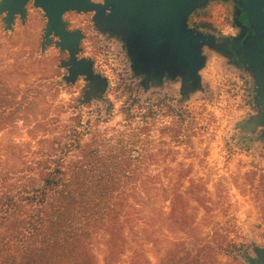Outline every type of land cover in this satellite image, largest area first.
Returning <instances> with one entry per match:
<instances>
[{"label":"rangeland","instance_id":"rangeland-1","mask_svg":"<svg viewBox=\"0 0 264 264\" xmlns=\"http://www.w3.org/2000/svg\"><path fill=\"white\" fill-rule=\"evenodd\" d=\"M70 12L64 21L85 35L79 56L92 62L93 73L106 80L103 88L94 94L86 76L75 82L66 78L70 68L62 67L66 51L56 46L59 39L54 35L52 44L43 48L48 20L33 1L27 5L26 19L18 16L11 30H6L5 15H0V71L5 80L21 88L37 87L54 109L63 107L60 116L68 124L80 116L83 123L101 118L98 128L110 135L139 136L132 143L148 153L149 174L162 183L159 196L149 195L154 203L146 213L160 222L147 226L161 241L146 243L152 264L167 257L175 243H190L195 234L210 241L214 250L222 247L217 264H252L264 253V127L256 128L252 122L259 113L252 72L218 59L222 54L217 51L204 58L203 46L198 82L189 92L183 88L180 108L165 112L159 96L145 91L143 73L160 71L164 60L174 61L163 59L154 69L147 65L138 71L126 36L118 39L100 29L92 18L96 13ZM220 13L226 16V33L215 20ZM189 26L225 37L232 22L227 6L215 2L196 12ZM17 127L15 132L0 133L2 145L27 137L21 121ZM143 127L148 130L142 133ZM174 189L186 199L193 234L170 219ZM104 250L102 245L97 248L100 260ZM120 264H131L130 258Z\"/></svg>","mask_w":264,"mask_h":264},{"label":"trees","instance_id":"trees-1","mask_svg":"<svg viewBox=\"0 0 264 264\" xmlns=\"http://www.w3.org/2000/svg\"><path fill=\"white\" fill-rule=\"evenodd\" d=\"M4 75L0 133L17 131L21 121L27 137L0 143V264H120L127 257L152 264L146 243L161 241L147 226L160 222L146 213L162 183L149 174L148 153L133 144L139 136L110 135L98 128L101 118L68 124L63 107L54 109L37 87L13 86ZM171 193V221L193 234L186 199ZM191 238L158 264H217L222 247Z\"/></svg>","mask_w":264,"mask_h":264},{"label":"water","instance_id":"water-1","mask_svg":"<svg viewBox=\"0 0 264 264\" xmlns=\"http://www.w3.org/2000/svg\"><path fill=\"white\" fill-rule=\"evenodd\" d=\"M34 2L44 11L48 22L44 31L43 48L52 44V35L59 39L56 46L68 51L70 58L62 67H70L72 82L78 76H86L96 83L100 91L106 80L93 73L92 62L78 61L79 44L83 38L81 31L69 32L64 15L73 11L96 13L95 19L109 21L108 26H116L127 37L134 67L139 71L145 66L152 69L161 60L175 57L177 67L188 71V79H199V71L204 67L201 55L206 39L187 28L186 18L196 7V0H103L104 4L92 0H2L0 15H5L6 30H11L19 16L22 21L27 17V5ZM111 14L106 17V11ZM256 79L263 89L261 102L264 106V50L256 58ZM264 125V117L258 118L256 126ZM255 262V261H254Z\"/></svg>","mask_w":264,"mask_h":264},{"label":"flooded vegetation","instance_id":"flooded-vegetation-1","mask_svg":"<svg viewBox=\"0 0 264 264\" xmlns=\"http://www.w3.org/2000/svg\"><path fill=\"white\" fill-rule=\"evenodd\" d=\"M93 2L100 5L104 4L103 0H93ZM196 2L199 7H196L190 12V14H188L186 18L187 28L192 30L201 38L206 39L203 47L204 58L208 52L217 51L222 54V57L218 59L228 62L239 70L252 72L257 86L256 105L259 112L258 115L253 118L252 122L256 128L260 126L264 127V125L256 126L257 119L264 117V106L261 102L263 89L255 76V72L257 70V55L262 49L264 50V0H196ZM215 2H221L228 8L232 26L230 28V33H228L225 37L212 34L211 32L205 30H199L195 27L191 28L189 26V22L196 12ZM110 14L111 11H106V17ZM92 18L100 29L103 30L106 28L104 30H110L109 32L118 39L122 38L123 34L119 30H116L115 26H108L109 21L107 19L103 20L102 23L100 20L95 19L94 16H92ZM66 24V30L69 32L73 33L82 31L73 29L68 20H66ZM84 39L85 35L79 44V54H77L78 61H82L84 59L79 56L83 52ZM64 53L67 54L66 61H68L70 54L68 51ZM171 60L174 61L176 58L172 57ZM85 62V60L82 61V63ZM71 69L72 68H67L68 74L66 75V78L68 80L69 77L73 76L71 74ZM143 74L145 91L151 95L159 96L158 104L161 109L165 110V112L180 108L183 99V88H186L185 93L189 92L194 88V84L198 82V79L196 78L188 79V71L180 70L177 67L176 61L172 64L164 60L160 71L152 73L149 69H145ZM80 78L82 77L79 76L77 81H79ZM90 83L91 88L96 86V83ZM254 261L252 264H264V253L259 254Z\"/></svg>","mask_w":264,"mask_h":264},{"label":"built area","instance_id":"built-area-1","mask_svg":"<svg viewBox=\"0 0 264 264\" xmlns=\"http://www.w3.org/2000/svg\"><path fill=\"white\" fill-rule=\"evenodd\" d=\"M215 20L219 23V24H222L219 26L220 29H223V32L227 31L228 30V27L227 25L225 24L226 22V16L225 14H216L215 15ZM226 33V32H225Z\"/></svg>","mask_w":264,"mask_h":264}]
</instances>
